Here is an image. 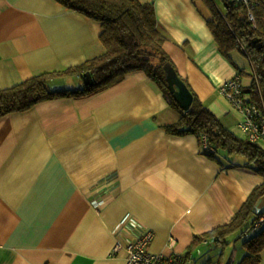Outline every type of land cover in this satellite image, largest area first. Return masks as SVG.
<instances>
[{"label": "crops", "instance_id": "0c3cea01", "mask_svg": "<svg viewBox=\"0 0 264 264\" xmlns=\"http://www.w3.org/2000/svg\"><path fill=\"white\" fill-rule=\"evenodd\" d=\"M139 1L153 3L179 75L244 137L243 116L220 86L235 76L251 85L248 56L222 54L204 0ZM101 30L57 0H0V88L102 54ZM179 118L142 69L85 96L51 97L0 116V264H125L127 244L147 230L152 253H190L185 264H239L246 249L236 251L238 242L233 250L211 238L190 245L230 221L263 175L243 155L203 153L195 133L169 132Z\"/></svg>", "mask_w": 264, "mask_h": 264}, {"label": "trees", "instance_id": "16d2710c", "mask_svg": "<svg viewBox=\"0 0 264 264\" xmlns=\"http://www.w3.org/2000/svg\"><path fill=\"white\" fill-rule=\"evenodd\" d=\"M67 8L77 10L101 23L99 39L105 50L84 63L64 70L35 74L13 86L0 88V116L31 109L37 102L57 96H85L107 88L137 69L144 70L164 92L171 105L180 113L176 123L165 128L175 134L195 133L202 152L215 158L219 151L240 154L248 163H255L264 178V147L240 137L225 127L220 118L192 90L194 99L184 110L172 94L164 64L172 62L163 48L164 35L158 29L153 3L139 0H57ZM212 11L208 23L223 55L238 50L248 56L253 67V81L244 87L249 100L264 103V0H253L255 21L249 19V8L240 0H204ZM176 69V68H175ZM89 72L91 82L84 76ZM76 75L84 79L78 88L51 89L49 81L55 76ZM187 83V82H186ZM213 148L209 150L204 144ZM264 196L263 182L253 188L233 218L225 224L195 235L190 248L203 239L211 238L225 247L234 234L250 236L244 240L246 254L239 264H259L264 250V221L253 231L255 222L264 216L258 203ZM207 240V239H206ZM190 253L184 255L183 264Z\"/></svg>", "mask_w": 264, "mask_h": 264}, {"label": "built area", "instance_id": "2783aa9c", "mask_svg": "<svg viewBox=\"0 0 264 264\" xmlns=\"http://www.w3.org/2000/svg\"><path fill=\"white\" fill-rule=\"evenodd\" d=\"M243 1L249 8V19L255 21V16L252 11L253 0ZM221 93L233 104L243 116L239 123L240 129L245 138L252 142L259 143L264 141V103L257 104L249 100L244 93V86L239 76L228 79L220 86ZM204 137V144L209 150L211 148ZM264 147V145H263ZM264 221V216L259 218L252 227V230H257ZM154 237L153 232L147 230L138 238L127 244V260L125 264H183V255L172 254L165 256L164 254L152 253L148 250V245ZM121 247L120 244L115 245L114 251Z\"/></svg>", "mask_w": 264, "mask_h": 264}, {"label": "water", "instance_id": "95a60500", "mask_svg": "<svg viewBox=\"0 0 264 264\" xmlns=\"http://www.w3.org/2000/svg\"><path fill=\"white\" fill-rule=\"evenodd\" d=\"M165 75L169 84V88L174 95L176 101L182 109L188 110L192 105L194 95L186 81L179 75L171 62L164 64ZM86 83L91 82L89 72L84 76Z\"/></svg>", "mask_w": 264, "mask_h": 264}, {"label": "rangeland", "instance_id": "374dc122", "mask_svg": "<svg viewBox=\"0 0 264 264\" xmlns=\"http://www.w3.org/2000/svg\"><path fill=\"white\" fill-rule=\"evenodd\" d=\"M105 50V49H104ZM104 52V51H103ZM49 85H50V88L51 89H53V90H55V89H62V88H66L67 87V85H71L72 87H78L79 85L80 86H82V85H84V79L83 78H79L78 76H76V75H66V76H55V77H53L50 81H49ZM248 234H250V232L248 233ZM247 234V235H248ZM248 238V236L246 237L245 235H242L241 237H239V235L238 234H234V235H232L231 237H230V241L229 242H231V243H229L230 244V247H231V249L233 250L234 249V243H236V242H238V243H236L239 247H242V249H236V251H244V249L245 248H243V241L245 240V239H247ZM228 246V245H227ZM226 246V247H227ZM225 247V248H226ZM228 248V247H227ZM226 248V249H227ZM225 249V250H226ZM203 250L205 251L206 250V247H203ZM228 250H229V248H228ZM207 252H208V250H206ZM204 254V253H203Z\"/></svg>", "mask_w": 264, "mask_h": 264}]
</instances>
